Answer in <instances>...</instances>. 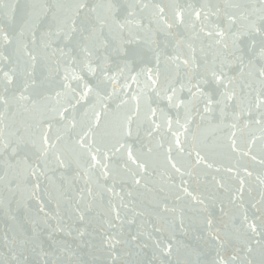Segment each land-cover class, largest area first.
<instances>
[{"label":"water","instance_id":"obj_1","mask_svg":"<svg viewBox=\"0 0 264 264\" xmlns=\"http://www.w3.org/2000/svg\"><path fill=\"white\" fill-rule=\"evenodd\" d=\"M0 264H264V0H0Z\"/></svg>","mask_w":264,"mask_h":264}]
</instances>
